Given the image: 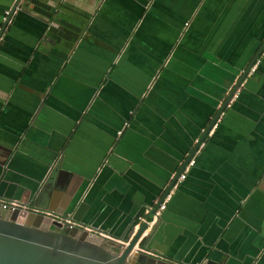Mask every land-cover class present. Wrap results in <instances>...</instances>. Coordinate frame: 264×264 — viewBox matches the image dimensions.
<instances>
[{
  "label": "crops",
  "instance_id": "0c3cea01",
  "mask_svg": "<svg viewBox=\"0 0 264 264\" xmlns=\"http://www.w3.org/2000/svg\"><path fill=\"white\" fill-rule=\"evenodd\" d=\"M0 27V199L76 215L109 247L256 59L264 0H0ZM192 159L138 248L264 264V50Z\"/></svg>",
  "mask_w": 264,
  "mask_h": 264
},
{
  "label": "water",
  "instance_id": "95a60500",
  "mask_svg": "<svg viewBox=\"0 0 264 264\" xmlns=\"http://www.w3.org/2000/svg\"><path fill=\"white\" fill-rule=\"evenodd\" d=\"M263 50L264 44L255 57L256 59ZM256 59L231 91L223 108L187 158L185 167L192 160L199 145L217 121L218 115L248 76ZM185 167L174 176L152 210L149 219L140 226L127 245L117 241H114L109 247L96 244L90 240L89 233L80 226L71 227L44 213L18 209L15 211L6 210L0 205V264H174L153 252L138 248L137 243L161 203L177 183ZM73 219L78 221L76 215Z\"/></svg>",
  "mask_w": 264,
  "mask_h": 264
},
{
  "label": "built area",
  "instance_id": "2783aa9c",
  "mask_svg": "<svg viewBox=\"0 0 264 264\" xmlns=\"http://www.w3.org/2000/svg\"><path fill=\"white\" fill-rule=\"evenodd\" d=\"M8 12L6 13V16H8ZM7 20V17L4 18V21ZM2 31V27H0V32ZM0 41H1V38H0ZM195 163V160H191L189 162L188 165H194ZM187 165V166H188ZM186 178V175L185 173H182V175L180 176V178L178 179V181H181V180H184ZM177 184V183H176ZM176 184L174 185V187L176 186ZM173 187V188H174ZM172 191L173 189L170 191V193L165 197V199L163 200V202L161 203L160 207L158 208L157 212L155 213L154 217L153 218H157L161 212H163L166 207L168 206V203L171 201L172 199ZM0 205L2 206V208L6 209V210H12V211H15V210H26L27 212H35V213H44L46 214L47 216L49 217H52L54 220H57L61 223H66L67 225L71 226V227H75V226H78L73 220L72 218H69V216H61V215H54L52 213H49V212H41L35 208H32V207H29L28 205L26 204H23V203H20L18 201H3L0 199ZM154 223V221H150L148 224L152 225Z\"/></svg>",
  "mask_w": 264,
  "mask_h": 264
}]
</instances>
